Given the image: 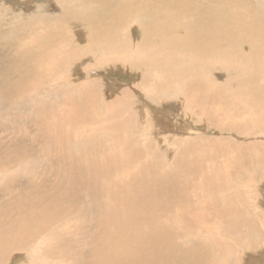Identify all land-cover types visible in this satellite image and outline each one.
Segmentation results:
<instances>
[{"label":"rangeland","instance_id":"rangeland-1","mask_svg":"<svg viewBox=\"0 0 264 264\" xmlns=\"http://www.w3.org/2000/svg\"><path fill=\"white\" fill-rule=\"evenodd\" d=\"M120 1L0 0V221L9 224L11 213L21 212L22 204L47 198L57 183L80 186L73 195L83 215H72L80 217H75L73 223L84 225V230H78L82 236H74L72 230L77 226L63 221L54 222L50 232L65 244L66 251L62 249L61 257L56 259L64 260L58 264H93L99 254H114L110 252L113 246L109 250L105 241L92 244L95 251L87 258L88 263L80 258L83 248L88 250L84 244L92 235L108 228L109 203L114 201L118 208L127 210L114 212L130 220L146 206L134 209L140 201L149 203V196L159 198L161 184H153L150 177L173 172L179 186L165 196V201L170 200L166 208L171 216H154L168 227L178 247L175 251L181 250V254L197 246L199 252L211 245L212 264H263L264 103L257 105L261 125L249 138L223 132L243 144L239 149L242 169L237 180L227 186L223 183V162L231 154L220 146L221 134L210 118L205 117L211 125L197 123L193 114L182 113L179 104L184 97H197L199 103L205 96L216 95L204 84L194 85L184 96L180 93L183 80L168 79L158 83L159 89L168 92L154 96L150 105L136 88L143 72L133 67L138 59L133 52L141 47L140 59L148 65L156 60L171 63L173 56L183 53L182 61L187 66L189 46L197 47L212 69L220 71L216 79L229 81L233 69L222 60H226L230 45L236 50L240 43L230 42L236 34L235 15L264 14V0H185L184 8L181 0H124V8L132 11L122 14ZM65 2L71 9L78 8V22L64 27V46L58 54L54 22L64 17L60 5ZM140 36L145 42L137 45ZM175 40L182 43L175 45ZM36 41H47L50 47L44 66L34 76L33 69H29L36 62L26 63L23 59L24 54L32 53L26 48ZM249 47L252 50L253 44ZM153 66L145 70L147 75ZM133 71L140 73L132 77L126 73ZM256 73L257 84L264 90V69ZM131 102L133 106H129ZM147 127L157 130L149 135ZM114 133L117 140L112 138ZM72 160L71 168H67L64 162ZM90 162L92 167L86 165ZM183 182L187 183L184 189L180 185ZM123 197L126 202L129 197L135 199L126 207L122 206L126 204ZM199 201L202 205L197 210ZM244 201L250 207L244 208ZM153 202L156 204L158 199ZM179 214L181 217H176ZM141 218L138 224L129 221L131 231L120 233L119 238H139L136 247L143 250L150 229ZM109 229L116 231L115 227ZM139 230L145 232L144 238ZM3 237L2 232L0 239ZM29 242V252L11 259L12 252H20L12 244L7 245L3 256L7 252L4 259L10 262L5 264H47L41 254L49 244L46 236L36 233Z\"/></svg>","mask_w":264,"mask_h":264},{"label":"bare ground","instance_id":"bare-ground-1","mask_svg":"<svg viewBox=\"0 0 264 264\" xmlns=\"http://www.w3.org/2000/svg\"><path fill=\"white\" fill-rule=\"evenodd\" d=\"M181 1L182 8H184L183 4L185 0ZM68 2H65L64 4L61 3L60 5V8L63 10L64 17L54 22V37L58 42V54L61 52V48H63L64 46V39L62 35L64 27L72 24L74 26L75 23L78 22L75 16L78 8L71 9ZM123 3L124 0H121L119 4V12L121 14L131 12L132 9H125ZM69 18L71 19L67 21ZM243 21H245V23ZM235 22L236 34H233L230 42L240 41V43L236 45V50L230 45L227 51L226 60H222V63L224 65L229 66L233 69V77L229 81H226L225 78H223L222 80L216 79V76L221 75L220 71L215 70V68L212 69V65L205 60L204 56L198 51L197 47L189 46L187 54L190 55V60L187 63V66H184L182 61L183 53H180L177 56H173L169 60L171 63L167 61L156 60L151 64L154 66L149 75L145 73V70L151 65H148L146 60L140 59L143 54L141 47H137L133 52V54L138 57V59L133 64V67H135L136 69H140L143 72L141 80L136 83V88L141 96L145 98V101H148V103H151V99L154 96L158 95L162 97V93L168 92L167 90L158 88L159 81L162 82V80L164 81L168 79L172 81L176 80L179 82L183 80L184 86L181 87L180 93L184 96H187V92L191 91L194 85H199L200 87H202L204 84L208 86L207 89L209 91L216 95L215 98H212L209 95L205 96L199 103L197 101V97L195 99L184 97L185 99L181 98L179 104L181 105L182 113H184L185 115L193 114V120L197 121V123L203 122L205 123V125H211L210 122L205 119V117L210 118L215 124L214 127L216 126V130L219 132V134H221L220 140L222 144L220 146L228 150L231 154V156L223 162L224 174H222V176L226 177L223 183L227 186H231L237 180L242 169L243 162L239 159V149L243 148V144L241 145V142L235 141L231 137L224 135L223 132L230 131L236 137L249 138L251 133L255 132V130L261 125L257 105L260 106V103H264V90L257 84L256 73V71L264 69V14H259L256 16L250 14L249 16H247L246 12H241L239 15H235ZM127 40H129V43H133L132 38H128ZM135 42L137 45H142L144 44L145 40L142 36H140L139 39H137ZM180 43H182V40L174 41L175 45ZM250 43L253 44L252 50L249 47ZM49 47L50 46L47 45V41H36L31 45V48H26V52H30V50L32 49V53L30 55L24 54L23 60L26 61V63L33 61L36 62L33 68L29 69H33L34 76L37 74L38 69L40 70V68L44 66L47 60ZM59 59H61V57ZM56 62L57 59H55L54 65L56 64ZM124 66H126V68L128 67L127 65ZM135 72L140 73V71ZM135 72L133 71L126 73L129 74L130 77H132ZM30 83L32 84V82ZM132 85L134 87V84ZM184 89L189 90L183 92ZM178 98H180V96H178ZM129 106H133V103L131 102ZM214 106H216L217 108H215ZM118 112L120 111L118 110ZM108 113L111 114V112ZM104 115H106V112ZM161 129L163 128H160V130L158 131L160 132ZM146 131L149 132V135H151L152 132H156L150 130L148 127L146 128ZM116 136L117 135L114 133L112 138L117 140ZM165 137H168V135ZM167 143L168 142H166V145ZM73 160L68 163L64 162L65 166L67 168H71V165L74 162ZM86 165L88 167H92L93 163L90 162ZM250 169L254 171L255 167L253 165H250ZM172 173L160 177H150V180L153 182V184H161V191L158 192L160 199L157 197L154 198L149 196V203L140 201L138 206L134 209H140L143 204H145L146 206L144 207V209L134 213L130 220L127 217L124 218L118 213L114 212L117 211L121 213L122 210V212L124 213L127 210L118 208L116 206V202L114 201L110 202L107 209L108 215H106L109 219L108 228L103 232L95 233L94 235H92V239L89 240L90 242L84 244L85 247H88V250L84 251L85 249L83 248V252L80 254V258L82 259V261L84 263H88L86 262L87 258L90 256V253L95 251V248L94 246H92V244H98V242L107 241L108 249L110 250L109 246H113V250H110V252L114 254H110L109 257L104 254H99L96 257V262H94L93 264H212V261L210 259L213 255L211 245H207L204 250H200L199 252L197 246H195V250L199 254L193 249L183 250L180 254L181 250L175 251L178 247H175V243L172 241L173 236L169 234L168 227L163 226L162 223H159L157 221V218L154 216V214H158L159 216H164L167 218L171 216L170 210L166 208L168 207L167 202H170V200L165 201V196H168L167 193L170 190L174 191L175 187L179 186V181L176 175H173ZM182 173H184L185 175L186 172ZM187 179L188 178H186V180ZM186 184V182L180 183L183 189ZM77 188H80V186H69L66 181L57 183L56 189L52 193L48 194L47 198L42 199L41 201L32 202L27 206L22 204L21 212L11 213V215L8 217L9 224H6V220H1L0 236L3 232L4 237L0 239V264L10 262L11 257L14 255H22L29 252L32 248L29 241L31 237L36 233L44 234L49 241L48 246L47 244H45L42 249L46 246L47 247L43 249V252H41L42 256L47 261V264H58L60 260H64L56 259L61 257L62 249L66 251L65 244L60 243L57 234L55 232H50V230L53 231L52 226L54 222L63 221L65 225L72 224L77 226V230H72V234L74 236H76L77 238L82 236L80 233H78V230L80 228L84 230V225L81 224V222L79 223V221L73 223L76 218L80 219V217H78L77 215H72L73 212L83 215V213L81 212V205L74 200V197L76 195L73 194L74 190ZM79 192L80 190L76 194H79ZM173 198L175 197L173 196ZM134 199L135 198L129 197L128 201L126 202L125 198L123 197L122 202L126 204L122 206L128 207V205L131 204ZM156 199H158V202L155 204L153 201H155ZM170 204L172 205V203ZM173 204L175 206L177 203ZM201 205L202 202L199 201L197 204V210L200 209ZM242 205L244 208L250 207L249 204L245 201L242 203ZM95 207L96 209L98 208V210L100 208L97 205H95ZM249 211H251V209H249ZM256 214H258V212ZM254 216L256 215L254 214ZM141 217L143 218V222H145L150 229V234L147 238V247L143 250L136 247V245L140 242L139 238H135L133 239V241L125 237L119 238L120 233L126 234L131 231L132 224L141 223L139 220ZM176 217L181 216L179 214ZM127 221L128 224L125 223ZM129 221H131L132 224L129 223ZM109 227H115L116 231H112L113 229H109ZM134 228L137 227L134 226ZM139 231L141 237L144 238L145 232L142 230ZM7 236L9 237L7 238ZM112 236H115L116 238ZM9 244H12L15 248H18V252L20 253L15 254L16 252H12L9 257L10 259L5 260L4 257L7 256V252L4 254V256L3 252L5 251L4 249L6 248V246ZM252 247L253 245L249 246V248ZM259 260L260 258L257 259V261L260 263ZM22 262L20 264H22Z\"/></svg>","mask_w":264,"mask_h":264}]
</instances>
